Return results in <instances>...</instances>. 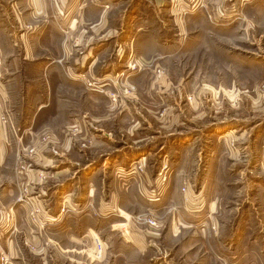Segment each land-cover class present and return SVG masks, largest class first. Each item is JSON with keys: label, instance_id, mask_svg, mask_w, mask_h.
<instances>
[{"label": "rangeland", "instance_id": "obj_1", "mask_svg": "<svg viewBox=\"0 0 264 264\" xmlns=\"http://www.w3.org/2000/svg\"><path fill=\"white\" fill-rule=\"evenodd\" d=\"M80 1L81 54L49 49L39 97L0 99V242L30 264L46 244L48 264H264V0H237L225 41L219 0Z\"/></svg>", "mask_w": 264, "mask_h": 264}, {"label": "crops", "instance_id": "obj_2", "mask_svg": "<svg viewBox=\"0 0 264 264\" xmlns=\"http://www.w3.org/2000/svg\"><path fill=\"white\" fill-rule=\"evenodd\" d=\"M10 3V12H12L13 15L11 19L14 23L12 26L10 25L11 30L9 32L0 27V59L1 57L10 59L9 62H3L0 60V67L2 74H10V78L8 82L1 81L3 77L0 78V99L2 102H6V92L9 88H11V91L14 90V99H18V91L22 90L24 95L22 97H24L25 100L27 97H30V101H33L32 96H34V94L32 91L35 90L37 97H39L38 93L40 92L38 87L35 86V82L31 81V78L29 79V75L31 73L33 74L34 72L31 67L32 64L34 66H38V68L35 67V69H40L43 72V68L39 67L41 66V63L42 65H47V60L44 58V56L45 53L49 51V49L52 50L53 54H56L59 57H77L83 51V36L81 34V29H79L81 28L82 24V18L80 16L82 3L80 0H11ZM161 5V2H158V8H161ZM229 6L230 4H228L226 7L225 1L219 0L212 7L213 10L217 11L215 18L218 23V28L216 29H218L217 33L219 39L224 41L230 39L226 36V33L230 32L229 29H235L236 26H238L236 23V8L238 10L237 0L233 2L232 7ZM123 21L129 22L130 20L128 21L127 17H123ZM117 22L116 16H108L105 19V24H107V26H113L112 23L117 24ZM63 24H68V36L73 35V40H70V38H63L61 41L58 40V44L55 45L54 40L56 39V35H59L57 27L61 28ZM123 35L124 36H121L118 42L122 43V41L125 40L131 41L130 44L134 49L135 46H137V44L134 42V39H137V36L133 37L135 34H132V32L130 33L128 31H123ZM129 36L133 37V39L130 40ZM69 40L74 42L73 45H70V48L67 45ZM154 40L153 37L143 38L141 45L143 48L138 50L147 51L148 46L153 45L149 42ZM36 41L38 42L37 48L34 47V42ZM6 42L10 43L8 48L5 44ZM92 46L93 45L90 47ZM131 46L129 45V48ZM67 48H69L70 52ZM85 50L84 53L87 52ZM122 50L123 47L118 52L121 53ZM65 52H67L68 55H66ZM122 52L124 53L125 51ZM134 53L135 49L132 53H125L124 56L130 57ZM38 60L40 61V64L35 62ZM21 61H23L22 64ZM29 65L30 68H28ZM19 77L20 84L18 82ZM28 90H30V92ZM9 96L12 98V93H10ZM9 96L7 95L8 99H10ZM4 145V142H2L0 138V157H4V160L8 159L9 161H12L11 154ZM11 187V183L6 185L7 191L2 195L1 198L3 199H0V212L10 203L8 198L13 196L11 190L14 189ZM119 213L121 216L124 215V212L120 210ZM2 233L3 231L0 230V234ZM49 247L50 245L46 244L42 248L43 254H45V257H43L42 260L46 261L45 264H48L51 260V257H49ZM60 248L62 249V247ZM73 250L79 255L83 254L80 248L76 246ZM1 251H3L7 257H11L13 259V264H30L27 261L28 259L23 257L21 258V254L18 252V245H15L13 242H0V252Z\"/></svg>", "mask_w": 264, "mask_h": 264}, {"label": "built area", "instance_id": "obj_3", "mask_svg": "<svg viewBox=\"0 0 264 264\" xmlns=\"http://www.w3.org/2000/svg\"><path fill=\"white\" fill-rule=\"evenodd\" d=\"M134 173L136 174L137 171H135ZM152 225L155 226V223H152ZM97 247L100 249L102 248V244L99 241H97Z\"/></svg>", "mask_w": 264, "mask_h": 264}]
</instances>
